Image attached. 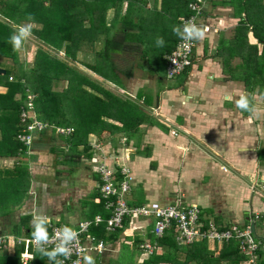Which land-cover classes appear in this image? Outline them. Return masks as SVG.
I'll return each mask as SVG.
<instances>
[{"label":"trees","instance_id":"trees-1","mask_svg":"<svg viewBox=\"0 0 264 264\" xmlns=\"http://www.w3.org/2000/svg\"><path fill=\"white\" fill-rule=\"evenodd\" d=\"M149 1L0 0V88L4 90L0 91V158L25 156L28 148L35 144L40 147L47 142L52 146L50 152L55 153L56 159L60 161L63 157L64 162L77 165L98 153L92 143H88L89 135L100 137L102 132H108L113 139L119 135L120 139H125L126 145L134 142L133 146L138 149L144 134L143 125L159 126L167 131L148 113L152 105L151 94L142 91L131 98L125 93H119L115 87L101 86L98 79L123 90L125 79L130 78L132 73L119 69L115 57L125 52L140 54L139 60L147 63L141 66L144 73L157 75L159 80L160 69L164 67L165 75L166 55L176 47L180 39L173 34L172 29L174 26L181 27V20L191 15L188 5L196 0H154L153 8H149ZM207 1L212 7L217 6L216 1ZM228 3L234 10L232 15L239 18L237 31L241 33L239 38L236 37V46L241 48L237 51L240 57L237 68L240 69L236 74L239 73V76L236 77L232 71L231 78H237L244 85L251 104L255 94L264 98V0H224L218 4ZM29 14L35 17V24L40 25V29H33L32 35L41 42L32 68L25 67L21 59L22 52H14L9 42L16 26L28 22L26 17ZM204 15L205 9L201 17ZM249 32L257 44H248ZM157 37H163V47L156 45ZM257 45L261 46L260 52ZM58 53L75 62L80 57L94 54V63L85 64L94 75L90 76L71 65L59 57ZM192 66L193 61L191 66L175 78L184 79ZM59 83L64 87L62 91H53ZM27 95H33L36 117L50 127L34 137L30 146L17 139V134L23 129L19 116L21 109H26ZM155 100H158L157 95ZM240 111L248 114L242 109ZM56 128H68L71 132L68 135L56 134ZM48 138L47 141L43 140ZM57 141L64 143L66 151L55 145ZM145 153L148 155V152ZM257 154L258 163L264 165L263 144ZM74 168L72 166L70 170L73 172ZM93 174L96 175L95 169ZM117 177L122 179V175ZM30 178L27 164L16 163L12 168L0 166L1 209L7 207L11 212V209L22 205L27 197ZM102 200L98 204L92 203L89 218L93 219L96 214H101L104 219L110 217ZM127 202L132 206L137 204ZM255 214L259 215L258 220H254ZM200 221L205 227L213 224L218 231L238 227L237 223L223 224L213 212L206 215L202 208ZM249 222L253 223L254 230L264 228V213L251 211L247 220L243 218L240 229ZM127 223L125 220L123 227L114 232L106 231L105 225L101 223L90 227L89 234L104 243L114 242L125 230ZM22 229H18L16 234ZM253 233L258 238L255 231ZM145 235L144 239L136 237L133 246L138 247L141 242H156L162 247L163 254L145 256L144 264H241L244 259L239 251L238 240L224 242L219 254L214 256L207 249L205 241L178 245L172 230L156 238L150 226ZM263 247L261 245L258 251L260 257H264V250L261 251ZM121 249L122 254L117 260L105 258L104 254L95 255V258L101 262L103 260L104 264H128L133 258V250L127 245H122ZM33 252L35 259H31L28 264H53L47 256L38 251ZM19 254L20 250H16L12 255H0V264H22Z\"/></svg>","mask_w":264,"mask_h":264},{"label":"crops","instance_id":"crops-1","mask_svg":"<svg viewBox=\"0 0 264 264\" xmlns=\"http://www.w3.org/2000/svg\"><path fill=\"white\" fill-rule=\"evenodd\" d=\"M209 6L211 5L209 4ZM210 11L205 9V15L201 20L202 28H207V32L205 33L203 40L196 41V50L193 52V66L188 70L184 84L179 83L180 85H178L176 88L173 82L175 78L171 80L165 78V81H169L170 84L169 86L168 84L163 85L164 81L162 80L164 78L161 77V79L158 80L157 75L152 76L149 74L145 77L132 75L130 78L125 79V88L123 90L112 84V86L119 89L120 92L127 94L129 97L134 96L131 98H135L137 93L142 91L146 94H151L152 105L150 106V109H154V107L156 108L159 105L161 102L160 96H167L164 107L162 108V112L169 114V116L172 115L170 119L168 118V120L176 126L174 128L178 129H171L170 126L164 125V127L167 129V131L163 129L165 133H170L172 135L173 130L176 135L173 133L175 136H171L169 142L166 140L164 146L162 145V139L160 143H158V145H160L159 148H156L152 144L149 145L146 141H144V143L143 141H140L139 147L137 149L135 146H133L134 143L130 142L129 145L132 146V149L135 150L136 148V152L137 150L141 151L140 157L145 158L146 162L142 167L143 172L138 180H136V177L131 171L133 176V185L127 200L137 203L136 206L149 204L152 203L148 202L149 196L152 195L150 193H153L154 199H158L159 196L162 198V202L160 204H166L170 202L173 199V195L170 192L168 195L166 194V190L164 189L166 186H161V184L159 185L158 183V185H153L151 188L149 183L152 178V182L156 183L155 177L161 176L156 175V172L160 170L163 171L167 167L169 170L171 169L169 171L170 174H175L174 171L176 169L173 170L172 168H176L180 159L182 166L178 171L177 177L179 182H183L182 184H184L185 190L187 192L189 191L190 193L187 197H185V199L195 203L197 199L196 193L194 194V192L198 191L199 189L193 187L195 185V181H193V173L194 176H197L196 174L198 173L196 172L198 171L194 169V172L193 168L197 165V162L201 160L200 158L204 160L202 162H205L206 156L200 152L207 151L213 156L218 157L220 160L219 162L222 164H220V166L214 164V167L218 168V170L220 169V172L218 176H212L214 177L213 180H209L208 185L205 186V189L207 190L212 188L213 190V187L216 184H223L226 186L235 184L237 191L234 193L235 195L229 196L228 200H225L223 197V202L220 206L217 203L214 204V201L209 198L212 204L218 205L217 207L220 209H217L216 212H213L208 210L204 211L202 208L203 212L206 213V215H208L209 212H213L216 217H219V220L223 224L231 222L237 223L238 225H243L242 222L239 223L237 221H233L232 214L235 210L239 212L242 210V220L243 218L247 220L248 214L251 211L264 213L263 194L261 197H258V191L256 189L254 193L249 192L248 194H245L243 189H247V191H249L247 187L243 188L245 183L242 184V181L239 180L237 182L235 179L237 174L241 172L240 167L242 166L243 170L246 171L245 166H251L253 159V162H255L254 166L258 168V170L261 169V164L258 163L257 157L253 153L246 155L240 152L242 146L248 147L249 151H252V144L257 140V137L252 136L255 131L258 132L260 121L258 120L257 115H253L249 112L248 114H245L244 112H241V109L236 106V102L240 99L241 95L247 96L244 85L238 81L237 78H231L232 71L235 76L238 77L239 73H236L240 69L237 68V65H240V57L239 54H237V51H240L241 48L240 46H236L238 40L237 38L241 36V33L237 31L239 18L229 14L227 16H223L222 14H212ZM247 42L249 45L257 44V41L251 32L247 33ZM257 47L258 51L260 52L261 46L257 45ZM129 54H131V52H129ZM139 56L140 54L138 53V60L136 63L138 62L139 64H134L133 68L135 66L136 68L140 69V72L143 73L141 66L147 65V63L145 61L139 60ZM159 75L165 77L164 67L160 69ZM155 91L159 92L155 93ZM156 95L158 99L157 101L155 100ZM184 99H186L185 105L182 104ZM167 100L170 101L167 102ZM155 101L157 103L156 106L154 105ZM263 104L264 99L255 94L253 96L251 105L260 109L262 106H264ZM159 108L161 109V107ZM171 108L174 109L173 114L167 112L168 110L171 111ZM184 120L189 122V126L184 124ZM150 127L153 128L155 126ZM143 132L144 134L142 139L145 137V135H147V133H145V129ZM163 136L167 137L165 134H163ZM242 136H245L244 143ZM256 136H258V134H256ZM43 140L47 141L49 138ZM158 140L159 139H157V141ZM37 141L38 139L35 143H37ZM194 142L196 144L198 143L197 147ZM37 145L35 144V147L28 148L25 156L17 158H0V166L2 165L7 168H12L16 163L27 164L31 176L27 198L25 199L24 203H22L19 208L15 207L13 208L14 210L11 209V212L9 209H6L7 207H2V209L0 208V239L3 238L6 240V247L1 249L0 255H12L16 252V250H14L15 245L13 246L11 243L12 239L19 237H32L31 233L34 231L32 220L34 215L40 214L43 217L48 218L50 220V224L58 223L66 225L67 228L75 229L80 221L92 220L88 217V214L91 213L90 209L93 207L92 203L98 204L101 200L99 193V180L98 177L93 174L95 166L92 165L90 167V165H87L89 172L92 174L86 175L83 178L86 180V182H78V179L75 176L73 180L70 178L67 183L72 182L70 187L72 186L73 190L71 191L69 186L63 187V190L68 191L69 194L73 192L70 195V198H68L66 201H63L62 203L60 202L54 204L52 198L48 196L49 192L47 191L50 188V183L48 181L49 171L46 170V163L49 160L47 156L55 155V153L50 152L52 146L47 142L40 147ZM102 145L103 143H101V146ZM122 145H125V147L128 149L131 147L126 145L125 140L122 142ZM112 146L113 147L110 148L108 144L105 161L109 164V166L113 167L114 159L112 158V153L110 155L109 153L111 151H115L117 148H114L113 144ZM146 149L148 151H146ZM45 151L48 154H46ZM145 152H148V155ZM226 152L229 154L227 155ZM98 156L99 155L94 154L89 159V162L92 158H98ZM186 157L187 162L185 161ZM132 159L128 160L129 165ZM187 165L191 167L188 168ZM222 165L227 166L230 170H227V173L222 172ZM34 167H36L35 169L39 170L34 172ZM145 167L149 171L151 170L153 174L151 175L145 171ZM184 170H186V174ZM74 171L78 173L76 167L74 168L73 173ZM212 172L215 171H211L210 174H212ZM233 172H235V176L233 175ZM183 174L186 176V178L185 176L182 178ZM201 174L198 178L203 175ZM244 175H246V173L242 174L241 172L240 178L245 177ZM207 177L210 176H206L205 179ZM162 181L166 183V176L162 175L161 182ZM215 187L219 189L218 196L220 197V187ZM85 200L87 201L86 204L83 202ZM96 200L99 201L97 202ZM230 200H238L239 202L237 201L231 204ZM241 202L245 203V208L242 207ZM229 203L231 204L232 208L235 209L229 210ZM55 205L56 208L58 207L57 210H53V207H51ZM223 209H226V211H223ZM204 217L208 218L207 216ZM136 222L135 229H128L126 226V230L119 234L120 236L116 241L106 243L107 249L104 252V255H106L105 258H111L114 260L118 250L121 255L122 245H127L131 251L133 250V257H135V259L138 257L137 261L143 259L145 256H148L147 254L141 252L138 247L133 246V243L136 237L140 236L142 239L145 238L148 227H150V221L139 219ZM48 223V221L45 223L46 229ZM20 228H23L22 231L19 234H16V231ZM257 229H259L261 232L264 230V228L261 227ZM257 229L254 231L257 234L261 245L264 246V233H259V230ZM206 244L207 249L209 250V244L207 242ZM263 250L264 247L261 249V251ZM153 254L162 255V247L159 246L156 252ZM109 255L111 257H109ZM88 256L93 258L94 264H104L102 263L103 260L102 262L99 261L97 258H95L93 253L89 254ZM133 261L134 260L132 258L129 264H133ZM135 262L136 261H134V263ZM262 262H264V257H261L260 259V264ZM241 264H244V262L242 261Z\"/></svg>","mask_w":264,"mask_h":264},{"label":"built area","instance_id":"built-area-1","mask_svg":"<svg viewBox=\"0 0 264 264\" xmlns=\"http://www.w3.org/2000/svg\"><path fill=\"white\" fill-rule=\"evenodd\" d=\"M207 0H196L189 3L188 9L191 15L181 20V30L186 22L191 21L198 27L202 28L201 16ZM195 41H183L179 39L176 47L166 55L167 64L165 67V77L171 80L179 76L184 69L191 66L193 61V52ZM20 123L23 124L21 133L17 134V139L24 145L30 146L34 137L46 129H50L46 122L39 120L33 110V95H27L26 109H21ZM71 129L56 128L55 133L60 135H68ZM125 140V139H124ZM124 142V141H122ZM98 158H92L91 161L95 166V173L99 179L100 199L104 201V209L110 212V217L104 219L101 215H96L92 220L80 221L75 229L78 236L67 247L70 249V255L65 258L58 256L57 259L62 260L63 264H85L84 257L93 253L94 255H102L106 251V243L97 240L96 237L89 234L90 227L103 223L106 231L114 232L123 227L124 221L127 220V228L135 229V223L139 219L149 220L151 233L156 238H161L165 232L172 230L174 239L178 245H189L198 241H206L209 243L211 239L215 243H223L229 240H238L240 253L245 259L249 260V264H260L261 242L253 233L251 228L252 222H249L243 229L233 227L232 229L218 231L213 224L204 226L200 221L201 208L197 203L185 202L184 196H176L166 204L152 202L141 206H132L127 202V197L131 192L133 185V176L129 165L114 162L113 167L105 161L106 155L103 156L101 147H96ZM102 157V158H101ZM122 175L120 180L117 176ZM97 202L99 200H96ZM259 215H254V220H258ZM48 221L47 233L49 242L43 245L44 249L53 251L60 243L57 233L67 227L63 224H50ZM126 230V229H125ZM12 242L20 250V261L22 264H28L33 257V251L36 246L32 237H23L12 239ZM6 247V240L0 239V251ZM156 243L141 242L138 249L151 255L158 249ZM27 251L29 256L23 254ZM97 264V263H95Z\"/></svg>","mask_w":264,"mask_h":264},{"label":"rangeland","instance_id":"rangeland-1","mask_svg":"<svg viewBox=\"0 0 264 264\" xmlns=\"http://www.w3.org/2000/svg\"><path fill=\"white\" fill-rule=\"evenodd\" d=\"M153 1L154 0H150L149 2V8H153ZM213 1H216L217 2V7L216 8H212L211 6H209L208 4V1L206 2L205 6H204V9L210 11L212 14H222L223 16H227L228 14L229 15H232V13L234 12L233 10V7L232 5H230L229 3L228 4H225V5H222V4H218V3H222L223 1L222 0H213ZM208 6V7H207ZM109 17H111V14H109ZM203 19V17H202ZM25 24V23H23ZM36 26L33 28V29H40V25H37L35 24ZM39 43L41 42H38V40H36V38H34V36L32 35L29 39L25 40L24 43H23V50H22V57L21 59L23 60L24 64H25V67L26 68H32L33 67V62H34V58H35V53L37 51V49L40 47ZM195 46H196V41H195ZM194 50H196V47L194 48ZM51 54H53L54 52L53 51H49ZM58 56L59 57H63V59L67 60L68 63H70L71 65H75L78 69L84 71L85 73H87L88 75L90 76H93L94 74H92V72L87 69L85 67V64L88 63L90 64L91 62L94 63V54H88L87 56H83V57H80L76 62L75 61H72L71 59H68L66 57H64V55L62 53H58ZM121 57V58H120ZM138 60V53L137 52H132L131 54H129V52H125L124 54H122L121 56L119 57H115V61L117 63V67L121 70H126V71H131L132 75H135V76H138V77H142V76H147L148 74L140 72L139 68H136L134 66L133 68V65L136 64V61ZM146 68V67H145ZM147 69V68H146ZM161 79V76L159 77ZM162 78H164L162 81H164L163 85L164 84H170L169 81H165V77L162 76ZM100 82V85L101 86H108V87H114L112 86L111 83L105 81V80H101V78H98ZM184 80L185 78L183 79L182 78H175L173 80L176 88L178 87V85L180 84H184ZM180 83V84H179ZM63 85L62 84H58L56 87L53 88V91H57V92H60L62 91L63 89ZM109 89V88H108ZM115 90H117L119 93H121L119 91V89H117L116 87L114 88ZM0 91H4V90H1L0 88ZM159 91H155V93H158ZM122 94V93H121ZM131 97H134V96H131ZM167 99V96H160V100H161V104L159 103V105L154 109H149V114L150 115H153L155 117V119L157 120V123L164 126V125H167V126H170L171 129H177V128H174L176 127L174 124H172L168 118L170 119L171 116H169V114H166L165 112H162V108L164 107V104H165V100ZM264 99V98H263ZM185 100L183 101L182 104L185 105ZM170 101V100H167V102ZM264 105V104H263ZM166 106H167V103H166ZM174 106V105H173ZM172 106V107H173ZM161 107V109L159 108ZM175 108V106H174ZM262 111H261V114H259V116L257 115L258 117V120L260 121V124H259V130L258 132H254L253 133V136L252 137H257V140L254 141V143L252 144V151L248 149V147H245V146H242L241 148V153L242 154H246V155H250V153H253L257 159H258V154H257V151H258V148L263 144L264 145V106H262L260 108ZM173 111L174 109L171 108V111L168 110L167 112L168 113H171L173 114ZM173 118V117H172ZM191 121V120H190ZM115 124H118V122H114ZM184 124H186V126H189V122L185 121L184 120ZM119 125V124H118ZM142 129H145V133H147V135H145V137H143V139H141V141H146L148 142V144H152L153 146H155L156 148H159L160 145H158V143H160V141L163 139L162 141V145L164 146L165 144V141L168 140L169 142V139L171 138V136H175L176 133L172 130V135L170 133H165L163 129H161L159 126H155V127H150V126H147V125H143L142 126ZM178 130V129H177ZM175 133V135L173 134ZM163 134H165L167 137L163 136ZM256 134H258V136H256ZM96 137V139H95ZM120 136L117 135V137L115 136V139H113L112 136L109 135L108 132H102L100 137H97L95 135H89L88 136V140L91 141L89 142L88 140V143H92L93 147H98L99 146L101 147V152L103 154V156H107V149H108V144H109V147H113L112 144L114 145V148L117 146V149L115 151H111L109 153V155L112 153V158L114 159V162H117L119 164H124V165H129V162L128 160L132 159L134 156V158L132 159L131 163L129 166H131V171L132 173L134 174V176L136 177V180H138V178L142 175V172H143V165L145 164L146 162V159L143 158V157H140L141 156V151L140 150H137L136 152V148L135 150L132 149V146L128 148L125 147V145H122V141H124V139H120L119 138ZM98 138V140H97ZM118 138V139H117ZM146 139V140H145ZM157 139H159L157 141ZM242 139H243V143H244V140H245V136H242ZM111 140L113 142H111ZM96 141H97V144H96ZM117 141V142H115ZM189 142V141H188ZM101 143H103V145L101 146ZM134 143V142H133ZM195 143V142H194ZM64 143L61 142V141H57L55 143V145H58L60 146V148H63L65 151L67 148H65V145H63ZM198 144V143H197ZM196 143V147L198 146ZM35 147V146H34ZM186 150H187V146H186ZM228 150V149H226ZM139 151V152H138ZM231 152V151H230ZM46 153V151H45ZM180 153H184V152H180ZM201 154H205L206 156V160L205 162H202L204 161L202 158H200L201 160L200 161H196L197 162V165L193 168V171L194 169L197 170L198 174H196L197 176H194V173H193V181L194 182V186L195 188H198L199 190L194 192V194L196 193V202L201 208L204 209V211H213V212H216L217 209H220L218 208L217 206L218 205H213L212 202L209 200L212 199L215 203L219 204V206L222 204L223 202V197L225 200H228V197L229 196H232V195H235L234 193L237 191L236 189V185L233 184V185H223V184H220V185H215V186H218L220 187V190H221V196L219 197L218 196V190L217 187H213L214 189L212 190L211 189H205V186L208 185V182L210 179L213 180L214 177L212 176H215L219 174L220 172V169L218 170V168H215L214 167V164H217L218 166H220V163L218 157L216 156H213L212 154H210V152H207V151H201L200 152ZM48 154V153H46ZM226 154L228 155L229 153L226 152ZM138 155V156H137ZM180 155V154H179ZM178 155V156H179ZM200 155V154H199ZM176 157V156H175ZM47 158H49V160L47 161L46 165H47V171H49V185H50V188L47 190L49 192V197L52 198V201L54 202V204H57V203H62L63 201H66L68 198H70V195L73 193L71 192V194L68 193V191L66 190H63V187L65 186H69L72 184L71 183H67V181L70 180V178H72L71 180L74 179V176L78 179V182L82 183L83 181L86 182L85 179H83L86 175H89V174H92L91 172H89L88 170V166L90 165V167L92 165H94L92 163V161L90 160H82L81 163L79 164H70V163H67V162H64V160L62 159L63 157H61L60 159V162L58 159H56V156L55 155H48ZM187 162V157H186V160ZM254 161V159H253ZM252 161V164L251 166H245V170H243L242 166L240 167L241 168V172L242 174L246 173V175H244L245 177H241V172H239L237 174V176L235 177L236 181L238 182L239 180L242 181L241 183H245L244 184V187L243 188H248L249 191H247V189H242L244 190V193L245 194H248L249 192L251 193H254L255 192V189L258 191V194L257 196L258 197H261L262 194L264 196V165L261 164V169L258 170V168H256L254 166V163ZM176 163H177V160H176ZM88 165V166H87ZM74 166L77 168L78 170V173L76 171H74V173L70 170V168ZM181 162H180V159L177 163V166L176 168L173 167L172 169H176L174 171L175 174H170L169 171V168L167 167L165 170H160V171H157L156 172V175H161L160 177H155V182H152L153 180V176L151 177L152 179L150 180V183H149V186H152L153 185H159L161 184V186H166L164 189L166 190V194L168 195L169 192L172 193L173 195V199H175L176 196H184V197H187L190 193L189 191L187 192L184 188V184H182L183 182L180 181L179 182V179H178V171L180 170L181 168ZM254 166V167H253ZM260 166V165H259ZM187 167H191L189 165H187ZM210 167V169H209ZM36 167L33 168V171H37L39 169H35ZM91 169V168H90ZM227 170H230L227 166H221V171L224 172V173H227ZM145 171H147L149 174H153L152 171L146 169L145 167ZM211 171H215V172H212V174H210ZM185 174H186V170H184ZM195 172V171H194ZM217 172V173H216ZM203 175H202V174ZM182 174V173H181ZM202 175L200 178L199 175ZM162 175L166 176V183H164V181L161 182V177ZM210 176V177H207L205 179L206 176ZM233 175L235 176V172H233ZM184 174H183V177L184 178ZM190 177V175H189ZM186 178V176H185ZM83 179V180H81ZM163 180V179H162ZM171 180V181H170ZM201 180V182H200ZM210 180V181H212ZM204 182V183H202ZM222 185V186H221ZM204 187V188H203ZM230 187V188H229ZM71 188V191L73 190L72 189V186L70 187ZM208 188V187H207ZM197 190V189H196ZM205 190H206V193H205ZM250 193V194H251ZM152 195L149 196V199H148V202H158V203H161L162 202V198L159 196L158 199H154V196H153V193H150ZM222 197V198H221ZM27 198V197H26ZM25 198V199H26ZM24 199V201H25ZM221 200V201H220ZM23 201V203H24ZM238 200H230L231 204L232 203H235L237 202ZM85 204L87 203V201H83ZM185 202H191V201H188V200H185ZM239 202V201H238ZM243 202V201H242ZM241 202V203H242ZM231 204L229 203V210L230 209H235V208H232ZM52 205V204H51ZM245 203H242V207L245 208ZM53 207V210H57L56 208V205L55 206H51ZM202 209V211H203ZM14 210V209H13ZM223 211H226V209H223ZM242 210L239 212V211H234L233 214H232V217H233V221H237L239 223L242 222ZM251 212H249L248 215H250ZM243 225L239 226V228H242ZM246 226V225H244ZM259 230V229H257ZM259 233H264V230L261 232L260 230L258 231ZM12 245L14 246L15 244L17 243H14V242H11ZM209 244V251H211L213 253L214 256H217L222 248V245L223 243H215V241H213L211 239V241L208 243ZM13 246H12V249H13ZM18 247L15 245L14 246V250H17ZM119 251V250H118ZM117 251L116 255H115V259L117 260L120 253ZM109 254V253H108ZM111 255V254H110ZM109 255V257H111ZM106 256V255H105ZM104 256V257H105ZM133 260L136 261L134 263L133 261V264H143V261H144V258L143 259H140L139 261L138 260V257L135 259V257H133ZM244 262V264H249V260L248 259H245L242 260ZM129 264V263H128Z\"/></svg>","mask_w":264,"mask_h":264},{"label":"clouds","instance_id":"clouds-1","mask_svg":"<svg viewBox=\"0 0 264 264\" xmlns=\"http://www.w3.org/2000/svg\"><path fill=\"white\" fill-rule=\"evenodd\" d=\"M28 21L25 24L17 25L16 30L10 35L9 42L12 45L13 51L20 53L23 50V43L25 40L29 39L33 34V28L35 25V17L29 14L26 17ZM173 34L177 35L183 41H201L204 39L207 28L198 27L195 23L188 21L184 24L183 29L179 26H174ZM156 45L158 47H163L164 40L163 37L156 38ZM236 106L244 111H247L253 115H259L262 111L258 107L250 104V101L246 95H241L240 99L236 102ZM46 218L40 214H36L32 220V226L34 231L31 233L33 242L36 246V250L42 255L48 257V259L53 262V264H63L62 260L57 259L58 256H64L67 258L70 255V249L67 247L73 240L77 239L78 234L70 228H63L57 233L60 243L56 248L49 252L43 247L45 243L49 242V237L47 229L45 227ZM24 256H29V253L25 251ZM35 259V257H31ZM85 264H94V260L91 256L84 257ZM76 264H79L77 261Z\"/></svg>","mask_w":264,"mask_h":264},{"label":"water","instance_id":"water-1","mask_svg":"<svg viewBox=\"0 0 264 264\" xmlns=\"http://www.w3.org/2000/svg\"><path fill=\"white\" fill-rule=\"evenodd\" d=\"M0 72H1V70H0ZM2 72H4V71L2 70ZM251 228H252V231H254V225L253 224H251Z\"/></svg>","mask_w":264,"mask_h":264}]
</instances>
